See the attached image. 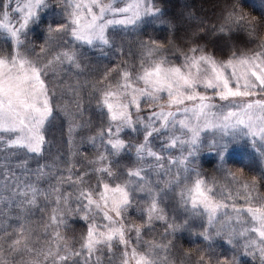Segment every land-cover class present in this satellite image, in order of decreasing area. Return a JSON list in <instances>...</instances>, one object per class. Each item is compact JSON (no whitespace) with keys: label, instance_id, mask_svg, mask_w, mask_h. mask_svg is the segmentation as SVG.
Listing matches in <instances>:
<instances>
[{"label":"snow or ice","instance_id":"1","mask_svg":"<svg viewBox=\"0 0 264 264\" xmlns=\"http://www.w3.org/2000/svg\"><path fill=\"white\" fill-rule=\"evenodd\" d=\"M48 15L60 18L48 24L45 45L39 52L32 50L33 59L22 51L24 38L30 26H39ZM160 15L155 0H0V44L10 49L0 54V153L17 156V167L30 171L29 159L44 155L57 119L49 73L55 75L64 65L79 69L80 47L103 51L112 47L110 30L136 29ZM225 19L229 27L226 31L221 26L220 33L228 35L231 25H247L255 37L257 22L238 5ZM54 39L63 41L62 50L52 48ZM140 48L138 65L125 62L108 69L101 79L108 83L96 89L101 125L89 140L93 146L99 142L101 151L92 161L99 165L91 170L94 184L86 179L88 172L73 167L53 172L48 165L39 166L34 175L49 184L43 191L33 183L9 185V170L4 173L0 189L9 195H0V215L7 209L19 221L38 207L41 197L52 212L40 238L33 239L34 230L25 222L0 230V236L10 237L0 243V264H102L105 249L109 264H176L168 237L189 228L194 219L202 221L196 235L203 240L223 236L235 249L243 239L241 255L258 256L264 264V196L258 187L264 184V173L249 181L222 167L226 183L220 184L189 167L202 134L209 132L219 135L218 140L213 136L212 147L222 160V153L237 145L264 161V39L255 51H232L225 59L198 45L186 51L177 48L175 59L166 54L168 46L156 40L141 41ZM43 56L49 58L41 64ZM117 69L118 79L110 81ZM76 106L82 107L78 101ZM72 130L70 126L69 133ZM126 131L142 139L129 142L122 135ZM173 149H179L180 156H173ZM124 153L135 159L122 169L117 158ZM152 174L158 179L152 180ZM138 202L141 222L134 223L128 213ZM68 213L77 214L87 226L78 247L64 243L60 232ZM156 221L166 224L162 239L145 241V232L152 231ZM188 259L184 253L180 264ZM195 264L239 260L236 255L201 252Z\"/></svg>","mask_w":264,"mask_h":264},{"label":"trees","instance_id":"2","mask_svg":"<svg viewBox=\"0 0 264 264\" xmlns=\"http://www.w3.org/2000/svg\"><path fill=\"white\" fill-rule=\"evenodd\" d=\"M245 2V0H155L156 6L161 9V17L168 26L167 30H159L157 34L160 35L170 50L176 51L179 48L186 51L188 47L198 45L213 53L217 59L227 58L232 51H252L258 47L263 39L264 19L257 23L255 37L249 35L250 29L247 25H231L232 30L228 35L219 32L221 26H224L227 31L229 24L225 17L233 5H238L241 10L244 8ZM184 16L187 20L184 19ZM38 30L40 28L32 30V33H36ZM7 51L6 46L0 44V54L6 55ZM31 57L36 59L33 55ZM44 57L49 58L48 56ZM79 61V69L74 66H63L62 69H57L55 75L49 73L47 78L49 87L55 92L53 104L58 106L57 119L48 133L47 139L50 143L47 145L44 155L29 159L28 166L31 165L36 170L39 166L47 165L49 161L53 160L65 168L73 167L79 173L88 172V177L95 179L91 170L99 165L92 163V161H95L99 155L100 146L99 142L93 146L89 137L94 136L101 125V117L96 106V98L99 96V92L96 89H103L108 83V81L101 82L108 69L123 65L114 60L91 58L86 53L79 57ZM117 73L118 69L117 72L112 73L109 80L118 79ZM77 101L82 106L80 109H77ZM70 126L73 129L71 133H69ZM117 159L119 167L126 168L128 162H125V155L122 154ZM206 162V166L202 165V171L206 172L208 180V177L209 179L212 178L216 168L213 163L208 162V160ZM18 163L17 156L7 157L0 153V184L4 183V173L9 170V185H13L15 182L21 186L25 183H33L42 191L48 189V182L37 180L34 175L35 171L29 173L30 177L20 175L19 169L21 168L17 167ZM203 168L205 169L203 170ZM62 169L64 168L62 167ZM11 172H14L15 176H11ZM8 194V191L0 189V195L7 198ZM0 208H3L2 200H0ZM51 212L52 205L46 206L42 197L38 201V207L23 213L19 221H17L14 213L5 209L4 214L0 215V230L9 227L14 229L18 223L25 222L27 227L34 230L33 239L40 238ZM65 219L67 226L60 229L61 235L65 237L64 243L69 247H78L82 235L86 233V223L74 213H68ZM165 229L166 224L154 223L152 231H157L163 235ZM51 231L49 229V232ZM9 239V236L2 235L0 236V243ZM177 242L180 240L177 239ZM114 252L116 256L121 254L120 250L116 248H114ZM189 255L195 257V253L191 252ZM102 264H109L106 249L102 257Z\"/></svg>","mask_w":264,"mask_h":264},{"label":"rangeland","instance_id":"3","mask_svg":"<svg viewBox=\"0 0 264 264\" xmlns=\"http://www.w3.org/2000/svg\"><path fill=\"white\" fill-rule=\"evenodd\" d=\"M244 8H241V11L245 16L249 19L255 20L257 23L264 19V0H245ZM58 16L48 15L45 16L44 20L40 23L39 26H30V30L24 38V46H23V53L29 55L31 57L32 50L35 49L36 52H39V48L42 45H45V41L47 39V27L48 24L53 19H59ZM184 19L187 20L184 16ZM40 28L36 33H32V30ZM168 26L166 21L161 17L155 19L153 22L147 25H141L139 28L136 29H129V30H121L115 29L110 30V39L112 40V47H104L103 51L100 48H89V47H80L79 57L86 53L91 58H101L106 60H114L115 62H121L122 65L127 63L129 66H135L139 64L141 55L143 50L140 48L141 41H149V40H156L159 42L164 43L163 39L160 38V35L157 34L159 30H167ZM264 39V33L262 34ZM71 41L69 40V44ZM165 44V43H164ZM63 41L57 42L55 39L52 41V48L55 50H62ZM228 45V43H226ZM7 48V46H6ZM60 48V49H59ZM8 49V48H7ZM257 49V48H256ZM256 49L252 50L255 51ZM10 51L8 49L7 53ZM249 51L247 53H250ZM172 59H175V50L168 49L166 52ZM33 58V57H31ZM34 59V58H33ZM48 58L44 56L39 59V63L43 64L46 63ZM68 65H64L67 67ZM144 113H142L143 115ZM53 128V127H52ZM51 128V129H52ZM50 129V130H51ZM124 138L129 142L135 143L137 139H142V136H137L135 133H131L130 131H126L122 133ZM203 135V140L200 145V150L196 153V155L190 158V168H194L198 171L204 178L207 179L206 172L202 171V165L206 166L208 162L213 163L216 168V172L213 173L211 179L208 180H215L218 181L220 184L226 183L224 172L221 170L223 168L230 169L236 175L240 176L242 179L251 180L254 176L259 178L262 173H264V161L260 159L256 152H253L251 149L242 150L241 147L237 145H231L227 152L222 153L223 160L221 159V155L217 153V150L212 147L213 144V136L218 140L219 135L214 133H205ZM155 149L159 151L160 149V141H154ZM101 149L99 150V152ZM179 149H173L172 155L173 156H180ZM187 155V153H184ZM125 155V162H128L126 165L127 167H131L134 162V155L131 153H124ZM9 165V164H7ZM48 166L51 167L53 172L56 171L57 168L66 169L63 165L56 163L55 161L51 160L47 163ZM247 165V167H245ZM30 171H26L25 169H19L20 175H25V177H30L29 173L35 171L31 165L28 166ZM123 169V168H122ZM205 168H203L204 170ZM48 169H46L47 171ZM86 179H90V182L93 183L95 179L92 177H86ZM152 180L158 179L155 174L151 176ZM25 180V179H23ZM16 182L13 184L15 185ZM259 192L262 196H264V184H260ZM9 195V194H8ZM140 202H138L137 207L132 208L129 213V220L134 223L141 222L140 220V212H139ZM137 215L138 217H136ZM137 218H139L137 220ZM183 216L178 217V222H182ZM155 223H163L160 221H156ZM202 221L199 219H194L190 222V226L187 229L177 231L172 236H169L168 239L172 240L175 253L176 264H180L182 260H184V253H195V257L192 256L190 259L185 261V264H195L196 259L201 254V252L212 255V256H232L236 255L237 259L239 260V264H260L259 257H252L247 255H241L243 248V239L239 240L238 246L234 249L231 245L225 242L226 237H215L212 241H205L196 233L201 231ZM133 235V242L134 240V233ZM163 235L158 233L157 231H146L143 239L145 241L149 240H161ZM177 239L180 242H177ZM199 255L197 256V254Z\"/></svg>","mask_w":264,"mask_h":264}]
</instances>
